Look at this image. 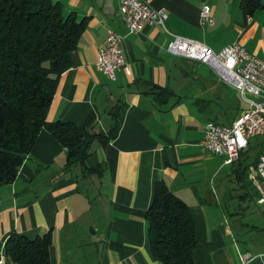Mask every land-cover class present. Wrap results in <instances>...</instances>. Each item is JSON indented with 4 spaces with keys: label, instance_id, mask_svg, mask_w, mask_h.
<instances>
[{
    "label": "crops",
    "instance_id": "obj_1",
    "mask_svg": "<svg viewBox=\"0 0 264 264\" xmlns=\"http://www.w3.org/2000/svg\"><path fill=\"white\" fill-rule=\"evenodd\" d=\"M55 1L63 14L83 19L84 28L69 68L57 79L46 120L106 132L108 111L119 105L120 122L115 136L98 144L101 155L85 159L101 170L84 176L78 168L63 172L64 148L46 129L38 131L15 177L0 185V264H16L3 255L9 233L32 238L47 230L48 264H160L149 251L144 219L155 181L187 205L195 232L193 264H241L244 253L254 256L246 264H264L258 256L264 254V202H253L252 189L236 175L237 161L223 164L201 145L207 120L229 124L247 104L207 65L166 51L176 35L214 51L236 41L261 58L258 20L243 19L233 0H145L164 10L163 25L128 33L116 0ZM202 5L209 7L212 25L199 23ZM108 29L121 36L129 70L116 69L113 80L95 69ZM161 89L166 93L157 94ZM250 168L247 180L259 196L261 183L250 177ZM247 207L249 250L239 246L236 234L238 213Z\"/></svg>",
    "mask_w": 264,
    "mask_h": 264
},
{
    "label": "trees",
    "instance_id": "obj_2",
    "mask_svg": "<svg viewBox=\"0 0 264 264\" xmlns=\"http://www.w3.org/2000/svg\"><path fill=\"white\" fill-rule=\"evenodd\" d=\"M261 0H238L242 18L262 8ZM264 32V15L262 18ZM84 28V20L73 12L63 14L55 0H0V185L9 183L41 128L64 148L62 171L78 168L81 175L97 173L85 159L91 145L112 139L120 122L119 105L108 111L112 123L106 132L78 127L71 122L46 120V112L59 75L70 66L69 54ZM166 93L161 89L157 94ZM247 141L237 158L236 175L244 187L256 190L247 180L264 153V135ZM146 239L153 258L160 264H193L195 232L187 205L162 181H155L145 209ZM50 230L29 238L11 232L3 244V255L16 264H48Z\"/></svg>",
    "mask_w": 264,
    "mask_h": 264
},
{
    "label": "built area",
    "instance_id": "obj_3",
    "mask_svg": "<svg viewBox=\"0 0 264 264\" xmlns=\"http://www.w3.org/2000/svg\"><path fill=\"white\" fill-rule=\"evenodd\" d=\"M116 1L128 33L139 31L145 24L162 26L166 18L164 10L151 7L145 0ZM198 21L200 24H213L207 5L200 7ZM120 41L121 36L108 29L96 53L95 69L110 80L114 79V71L118 68L129 73ZM166 51L207 65L222 82L233 86L246 102V108L229 124H217L211 120L204 124L201 139L203 149L222 157L223 164L233 163L249 139L264 135V58L249 53L236 41L214 51L199 41L176 35L167 43ZM249 170L250 177L261 183L257 184L259 196L256 202L263 203L264 153ZM258 256L264 258V254ZM253 257L249 253L240 255L241 264H246Z\"/></svg>",
    "mask_w": 264,
    "mask_h": 264
},
{
    "label": "rangeland",
    "instance_id": "obj_4",
    "mask_svg": "<svg viewBox=\"0 0 264 264\" xmlns=\"http://www.w3.org/2000/svg\"><path fill=\"white\" fill-rule=\"evenodd\" d=\"M233 1H238V0H233ZM263 7L259 8L257 10L254 11V13L252 14L254 16V18H256L258 20L259 23V27H258V32L255 36V38L257 37H264V32L262 31V18L264 15V0H261ZM239 10V9H238ZM240 12V11H239ZM216 50V49H214ZM261 58H264V54L261 55ZM258 139H262V137H259ZM100 146L98 145V143L94 142L91 145V154H96L97 157H99L101 155V152L99 151ZM264 208V205H262ZM238 220L240 222L239 225H237L236 228V234H237V238L239 241V246L242 249H248L249 250V207H247V209L245 211H240L238 213ZM253 218V219H252ZM252 220H260L261 217L257 216V218L255 216H253ZM264 220V218L262 219ZM261 220V222H262ZM233 226V225H232Z\"/></svg>",
    "mask_w": 264,
    "mask_h": 264
}]
</instances>
